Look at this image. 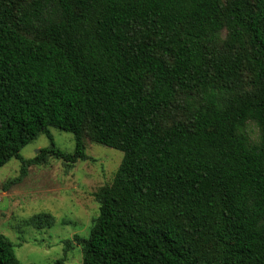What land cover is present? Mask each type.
Wrapping results in <instances>:
<instances>
[{
	"label": "trees",
	"instance_id": "obj_1",
	"mask_svg": "<svg viewBox=\"0 0 264 264\" xmlns=\"http://www.w3.org/2000/svg\"><path fill=\"white\" fill-rule=\"evenodd\" d=\"M86 140L123 160L56 264L75 247L82 264H264V0H0V168L22 165L4 190L49 156L89 160ZM14 248L0 234V264H23Z\"/></svg>",
	"mask_w": 264,
	"mask_h": 264
},
{
	"label": "rangeland",
	"instance_id": "obj_2",
	"mask_svg": "<svg viewBox=\"0 0 264 264\" xmlns=\"http://www.w3.org/2000/svg\"><path fill=\"white\" fill-rule=\"evenodd\" d=\"M225 33H223V36ZM250 137L256 138L258 129L248 127ZM56 146L65 153L75 151L72 133L50 128ZM42 134L21 150L26 159L36 157L41 149L50 146ZM87 161L67 165L53 156L42 164L33 165L18 184L4 190L8 180L21 174V162L13 158L0 168V234L13 244L17 258L23 264H56L64 256L63 241L75 235L89 238L92 221L99 213L94 193L111 184L123 160V153L86 140ZM55 217L50 229H37L29 224L39 214ZM81 249L67 253L65 264H82Z\"/></svg>",
	"mask_w": 264,
	"mask_h": 264
}]
</instances>
